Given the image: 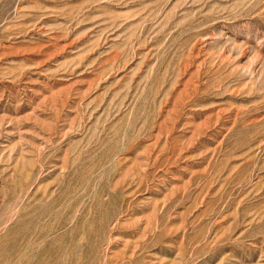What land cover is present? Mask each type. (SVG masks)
Wrapping results in <instances>:
<instances>
[{
    "label": "rangeland",
    "instance_id": "rangeland-1",
    "mask_svg": "<svg viewBox=\"0 0 264 264\" xmlns=\"http://www.w3.org/2000/svg\"><path fill=\"white\" fill-rule=\"evenodd\" d=\"M0 264H264V0H0Z\"/></svg>",
    "mask_w": 264,
    "mask_h": 264
}]
</instances>
